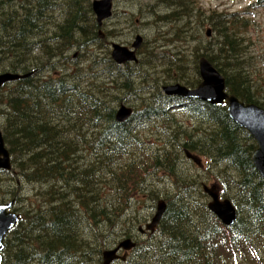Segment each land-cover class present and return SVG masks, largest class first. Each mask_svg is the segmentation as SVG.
Instances as JSON below:
<instances>
[{
  "label": "trees",
  "instance_id": "trees-1",
  "mask_svg": "<svg viewBox=\"0 0 264 264\" xmlns=\"http://www.w3.org/2000/svg\"><path fill=\"white\" fill-rule=\"evenodd\" d=\"M16 1L0 0L2 71L11 65L26 71L27 62L31 66L40 62L41 67L47 57L58 54L54 46H48L40 57L29 58L31 52L43 51L36 41L47 32V25L42 23L49 18L45 11L57 1ZM161 1L170 8L168 15L160 16L170 26L164 37L173 47L169 56L161 57L162 76L167 77L168 84L180 82L196 87L200 82L198 58L205 56L226 78L231 94L264 108V83L252 70L254 57L242 32L251 23L247 13L206 10L197 0ZM253 1L250 8L264 4V0ZM206 25L212 27V40L194 47L193 60L188 55L191 38L200 40ZM76 31L79 32V22L67 18L59 33L54 34L60 39L56 49L68 50L67 46L77 43ZM87 32L97 36L95 28ZM34 34L40 36L31 42ZM183 41L186 42L180 46ZM9 53L21 56V61L12 60ZM143 53L157 59L148 48ZM111 67L117 68L120 75L126 73L125 83L113 86L115 94L112 86L95 89L88 85V90L76 94L63 78L44 82L29 78L12 86L5 102L0 97L5 113L4 138L21 185H48L38 196L42 201L34 203L29 211L32 215L24 216L7 236L3 263L57 264L55 259L48 260L47 254L51 252L58 258L56 255L64 249L66 264H102L103 251L115 240L131 235L134 216L144 211L150 218L161 199L166 201L167 209L156 233L138 242L127 260L119 264H230L239 252L252 251L250 246L264 239V178L252 160L257 148L254 139L231 121L225 107L197 100L187 103V115L208 126L195 128L191 135L170 132L177 120L167 113L165 104L170 98L160 86L144 97L146 106L142 111L126 123H119L112 104L117 99L128 100L127 94L118 95L121 91H134V68H119L112 60ZM50 85L53 89L46 90ZM147 123H160L169 136L155 154L147 153L135 134L137 127ZM185 151L238 173L237 180L225 169L218 168L215 174L223 189L222 197L231 199L238 212V221L231 228L224 227L209 210L201 179L188 178L180 172L178 164ZM11 173L1 180L2 199L15 190V174ZM168 184L174 191L162 194L160 187ZM139 205L144 210L140 211ZM252 254L256 256L257 252ZM239 261L238 258L236 264Z\"/></svg>",
  "mask_w": 264,
  "mask_h": 264
},
{
  "label": "rangeland",
  "instance_id": "rangeland-1",
  "mask_svg": "<svg viewBox=\"0 0 264 264\" xmlns=\"http://www.w3.org/2000/svg\"><path fill=\"white\" fill-rule=\"evenodd\" d=\"M148 3H153V1L152 0H118L117 1L118 8L116 11L118 13L121 11H127L128 14L133 12L137 15V17H133L131 18V20L129 18L130 16L127 17L123 21L125 25V26L123 25L124 29H123V26H118V28H121L120 32H124L125 30L128 29V31L125 33V36L122 38H116V39H114L113 37L111 41L118 42L120 43V45L130 48L131 47L130 44L134 42L135 36L137 33L142 34L144 37H148L149 46L147 45L146 50L148 48L150 52L151 51H153V53L155 52L154 53L155 56L157 54L156 72L160 73L162 71L161 64L163 62L161 57L164 55H170V51L173 49V47L169 46L167 39L164 37L165 31L160 28L162 25L165 24L163 21L158 20V18L157 20L152 19L151 15H147L146 18L140 17L141 13H145V6ZM197 3L199 6H202L206 10L213 9V10L224 12V13H235V12L249 13L251 12V14H249L251 23H249L247 29L243 30L242 32L244 36L247 38V40L250 41V42L248 41V44H250L249 51L251 55L254 57L252 70L255 72L256 78L258 80H261L264 83V6L250 8V5L253 4L252 0H197ZM21 5H24V4L21 3ZM162 6L165 10L167 9L165 2H164V5L162 4ZM154 14H156L157 17L159 16L157 13H154ZM206 27L211 28L210 26H206ZM206 27H203L204 28L202 32L203 37L205 36ZM199 34H200V31H199ZM122 39H124V41H122ZM165 40L167 42L163 43V41ZM202 41L203 39H200L196 42H191V47L188 49L190 50L188 51V54H192L194 51V47L202 44L203 43ZM41 47L43 48V51H44V48L48 47L45 41H43ZM185 48H188V46L185 45ZM148 56L149 54L146 53L140 56V58L141 57L144 58ZM90 58H92L91 55H89V57L87 56V59H83L82 61V65L87 70V72L90 74L89 76L90 78H92V75H97V76L102 75L100 79L109 82V81H114L120 76L119 70L117 68L112 69L111 65L108 64L109 63L108 61H104L101 58L98 62L95 63L97 66V68H95V67H92L93 62H91ZM44 61L45 62H42L43 64L40 67L41 69L49 65L48 63L49 57H47ZM132 68L135 69L134 71V80L136 81L135 86H134L135 96L137 98V102L141 105V108H143L146 106L144 97L148 96L149 92L153 91L155 87L160 86V89H161V86L167 84L168 83L167 77L152 76L148 73V71L143 72L139 70L135 65H133ZM48 70L50 69L48 68ZM51 70L54 76H56L55 74L61 73L62 67L59 66V64H55V68L53 69L51 68ZM91 80H94V82H96V79H91ZM155 84H159V85H155ZM121 104L116 103L117 107H119ZM124 104L132 108L135 105L134 103H124ZM178 114H179V117H178L179 123L176 125L174 129L170 131L172 133L177 132L183 135L184 132H188V133L190 132V134H192L195 128L205 129L207 127L205 125L203 126V124L200 121L193 120L185 113H178ZM0 122H1V119H0ZM178 129H180V131L182 132L177 131ZM138 135L141 139L146 140V142L142 144V147H144L147 150V153H151L152 151L157 150V148L155 147L156 145L160 144L161 146H164L166 140H168L167 139L168 135L166 134L165 129L160 128V123L158 125H151V126L150 125L148 126V123H147L144 126L143 130H141ZM148 150H150V152ZM204 164H205V168L203 169L199 167L196 168V165L188 161L185 162V165L183 163H180L178 165L180 167L179 170L180 172H182V175L188 178H192V177L196 178L198 174L201 177H197V178H200L201 181H203V178L206 175L210 174L211 171L215 170V168H212L211 163L208 164L205 159H204ZM1 176L3 178L8 177L5 174H1ZM209 183H219V182L214 180V178H211ZM37 185H39L41 189H46L48 186V185L24 183L22 186V189L19 190L21 191L20 196L22 198H25V201H26V202L24 201L23 203L17 205V207L20 208V210H22L23 216H31L32 212L29 213V211L33 208L34 203L37 205L41 202L40 201L41 197H38V196L42 195L43 193L41 192L36 193L35 187ZM218 185L220 186V184ZM160 190H162V194L171 193L174 191L173 186L171 184H168L166 186L162 185L160 187ZM15 191H17V189ZM0 192H4V191L0 189ZM9 197H10V193H7L4 199H7ZM1 199H2V196H0V200ZM147 204H151V202H147ZM138 209L144 210V208L141 205L138 206ZM141 214L146 215L144 211H142ZM254 244L255 245L250 246L252 248V251L245 249L243 250V252H239L238 258L240 260L239 261L240 264H264V239L262 241H257ZM253 252H257V255L254 256L252 254ZM258 254H260L261 258L258 257ZM238 258H235V260L233 262L231 261L230 264H236L238 262Z\"/></svg>",
  "mask_w": 264,
  "mask_h": 264
},
{
  "label": "water",
  "instance_id": "water-1",
  "mask_svg": "<svg viewBox=\"0 0 264 264\" xmlns=\"http://www.w3.org/2000/svg\"><path fill=\"white\" fill-rule=\"evenodd\" d=\"M113 0H96L93 2V9L97 15L99 23L103 19L109 18L112 13ZM211 33L208 32V36ZM143 43V38L138 36L133 44L135 50L139 49ZM114 50L112 56L118 64H123L129 61H136L135 51H130L126 47L113 45ZM200 74L203 82L194 90H189L179 84L165 86L163 91L168 96H182L195 98L206 101L212 105H222L225 101L229 106V113L233 121L241 127L247 129L258 143V148L253 154V162L259 173L264 177V109L256 105H244L235 97H229L225 92V82L223 77L216 71L213 65L205 58L200 60ZM10 76V77H9ZM16 76L3 75L0 76V87L2 83L8 80H14ZM8 78V79H7ZM131 114V110L122 107L117 114L119 122L126 121ZM188 157L191 155L188 153ZM197 163L196 159H194ZM0 168L10 170L11 160L8 151L5 149L4 141L0 134ZM205 191L212 198L208 204L209 209L227 226H231L237 220V212L229 200L221 201L216 189L205 188ZM14 203L0 206V253L3 249V241L8 232L18 222V216L9 213L13 208ZM167 206L164 201L159 202L157 212L151 223L147 225V230L154 232L159 225L161 219L166 212ZM135 244L131 239L122 241L116 248L105 250L103 252V264H113L117 260H125V256H119L118 252L122 249L125 251L134 248ZM3 263V257L0 254V264Z\"/></svg>",
  "mask_w": 264,
  "mask_h": 264
},
{
  "label": "flooded vegetation",
  "instance_id": "flooded-vegetation-1",
  "mask_svg": "<svg viewBox=\"0 0 264 264\" xmlns=\"http://www.w3.org/2000/svg\"><path fill=\"white\" fill-rule=\"evenodd\" d=\"M58 3H59V6L60 7H63V10L65 12H67L69 15H71L73 17V19H76L78 22H79V32L76 31V33H79V37H78V44H77V47L76 50L74 51L73 53V62L76 64V66L74 67V70L75 71H79V67L80 68H84V66L82 65V61L83 59H86L87 57L86 56H89L91 55L92 58L91 61L93 62V65L92 67H95L97 68L96 66V62H98L101 58L102 60L104 61H108L109 64L111 65V60L110 58H108L110 56V47H112L114 44L118 43V42H115V41H111L112 38L114 37V39L116 38H122L125 36V33L128 31L125 30L124 32H120L119 30H116L115 26L116 24H120V25H124L123 21L128 17L130 16V20L131 18H133L131 16V13H127V11H121V12H117V1L118 0H114L113 1V10H112V13H111V16L107 19H104L101 23H99L98 21V18L93 10V7L91 6H88L90 3V0H75V1H72V0H56ZM60 1V2H59ZM69 1V2H68ZM83 4H82V3ZM65 3V4H64ZM75 4V5H74ZM85 5V6H83ZM70 7V8H69ZM76 8V9H75ZM84 8V9H83ZM89 8V9H88ZM67 10V11H66ZM85 10V11H84ZM77 12V13H75ZM72 13V14H71ZM74 14V15H73ZM77 14V15H76ZM113 14V15H112ZM81 15V16H80ZM89 15H91L89 17ZM86 16V17H85ZM81 17V18H80ZM84 18V20H83ZM92 18V19H91ZM109 19V20H108ZM66 20V18H65ZM88 20V22H87ZM84 21V22H83ZM87 22V23H86ZM83 23V24H82ZM85 23V24H84ZM107 23V24H106ZM81 24V25H80ZM95 24V25H93ZM99 24V25H98ZM84 25V26H83ZM95 28V30H97V36L95 35H92L90 32H87V31H91L90 28ZM99 28V29H98ZM84 30V31H83ZM98 31H103L104 33V38L102 39L101 42H99V40L97 39L99 37L98 35ZM82 34H81V33ZM87 32V38L84 39L83 38V34H85ZM110 35V36H109ZM137 35V34H136ZM120 36V37H118ZM91 37V38H90ZM107 37V38H105ZM82 38V39H81ZM107 40V41H105ZM79 41H82L80 43L82 44H79ZM122 41H124V39H122ZM107 43V44H106ZM129 43V42H128ZM94 45V46H99L97 49L95 50H92V51H88L87 53H82V51H79V47L82 48L81 45ZM96 44V45H95ZM102 44V45H101ZM120 44V43H118ZM133 44V43H132ZM132 44L131 47H132ZM80 45V46H79ZM103 46V47H102ZM107 47V48H106ZM144 47V45L142 46ZM141 47V51L143 52L144 49ZM107 49V50H106ZM99 50V51H97ZM104 50V51H103ZM106 50V51H105ZM97 51V52H96ZM97 54H96V53ZM102 52V53H101ZM93 53V54H92ZM81 54V56H80ZM86 54V56H85ZM106 54V55H105ZM109 54V55H108ZM83 55V56H82ZM76 56V57H75ZM97 56V57H96ZM93 59V60H92ZM80 63V65H79ZM141 142V141H140ZM20 193L21 191H16V192H13L9 198L7 199H3L1 204H4L5 202L7 203H14V208L12 211H16V208H17V205L23 203L25 201V198H22L20 197ZM14 198V199H13ZM18 199V200H17ZM11 200V201H9ZM19 202V203H18ZM18 203V204H17ZM16 213V212H15ZM19 214V213H18ZM20 215V214H19ZM135 217V221H134V226L132 228V231H131V235L127 236V237H124L125 240L127 239H131L133 241V243L135 244L134 248L130 251H125L124 249L120 250L118 253H119V256H123V255H127V258L128 256L130 255V253L137 248L138 246V242H143V241H146L148 240V238L152 235H154L156 233V231L154 233H151L149 231H146V226L149 224V219L150 218H147L146 215H142L141 213L134 216ZM238 221V219H237ZM237 221L234 223V225L237 223ZM141 226V227H140ZM226 227V226H225ZM227 228V227H226ZM137 231H135V230ZM158 229V228H157ZM134 230V231H133ZM142 230V232H141ZM139 234H142V238L139 236ZM131 236V237H130ZM139 236V237H138ZM137 239H136V238ZM144 237V238H143ZM146 237V238H145ZM123 239V241H124ZM62 240V239H61ZM122 241V238L120 239H117L115 240V242H112L110 244V246L108 247L109 249H113L114 246L117 247V245ZM137 240V241H136ZM118 242V243H116ZM112 247V248H110ZM124 250V251H123ZM123 253V254H122ZM60 256V257H59ZM56 257L58 258H55L52 253H48L47 254V259L48 260H51V259H55V262L57 264H66V261H67V253L65 252V250L63 249L58 255H56ZM127 260V259H126ZM49 264H52V263H49Z\"/></svg>",
  "mask_w": 264,
  "mask_h": 264
},
{
  "label": "bare ground",
  "instance_id": "bare-ground-1",
  "mask_svg": "<svg viewBox=\"0 0 264 264\" xmlns=\"http://www.w3.org/2000/svg\"><path fill=\"white\" fill-rule=\"evenodd\" d=\"M18 1V0H17ZM16 1V2H17ZM21 1V0H20ZM24 1V0H23ZM34 1V0H33ZM32 1V2H33ZM65 1H67V0H65ZM91 1H93V0H91ZM25 2V1H24ZM36 3H37V1H35ZM60 2V1H59ZM69 2V1H68ZM14 3V2H13ZM28 3H29V1H28ZM82 3V2H81ZM90 3V2H89ZM34 4V3H33ZM65 4V3H64ZM83 4V3H82ZM14 5V4H13ZM27 5V4H26ZM75 5V4H74ZM61 6V5H60ZM83 6H85V5H83ZM88 6H90V4L88 5ZM19 7H20V5H19ZM31 7V6H30ZM61 8H63V7H61ZM70 8V7H69ZM168 8V7H167ZM34 9V8H33ZM36 9V8H35ZM76 9V8H75ZM84 9V8H83ZM89 9V8H88ZM67 11V10H66ZM85 11V10H84ZM75 13H77V12H75ZM72 14V13H71ZM74 15V14H73ZM77 15V14H76ZM113 15V14H112ZM18 16V15H17ZM16 16V17H17ZM81 16V15H80ZM91 15H89V17H90ZM12 17V16H11ZM24 17V16H23ZM86 17V16H85ZM92 17V16H91ZM165 17V16H164ZM22 18V17H21ZM81 18V17H80ZM151 18L152 19H156L157 20V18H158V20H160V21H162L161 20V17L160 16H156V14H154V13H152L151 14ZM92 19V18H91ZM83 20H84V18H83ZM109 20V19H108ZM9 21V20H8ZM18 21V20H17ZM85 21V20H84ZM83 21V22H84ZM164 21V20H163ZM87 22H88V20H87ZM86 22V23H87ZM16 24V23H15ZM20 24V23H19ZM83 24V23H82ZM85 24V23H84ZM107 24V23H106ZM81 25V24H80ZM93 25H95V24H93ZM99 25V24H98ZM193 25V24H192ZM84 26V25H83ZM92 29V28H91ZM99 29V28H98ZM184 30V29H183ZM48 31V30H47ZM84 31V30H83ZM81 33V32H80ZM83 33V32H82ZM81 33V34H82ZM93 33V32H92ZM95 34V33H94ZM76 35V34H75ZM83 35H85V34H83ZM80 36V35H79ZM110 36V35H109ZM52 38H53V40L55 39V35H54V33H47V34H45L43 37H41V38H38L37 39V41H36V43L39 45V46H42V43H43V41H45L46 42V44H47V46H54V41L52 40ZM91 38V37H90ZM105 38H107V37H105ZM51 39V40H50ZM82 39V38H81ZM98 39V38H97ZM108 39V38H107ZM87 40H88V38H87ZM99 40V39H98ZM105 41H107V40H105ZM80 42H82V41H80ZM108 42V41H107ZM80 44H82V43H80ZM107 44V43H106ZM96 45V44H95ZM102 45V44H101ZM80 46V45H79ZM97 46V45H96ZM149 46V45H148ZM103 47V46H102ZM78 48V47H77ZM107 48V47H106ZM143 48V47H142ZM37 49V48H36ZM95 50V49H94ZM107 50V49H106ZM105 50V51H106ZM97 51H99V50H97ZM96 51V52H97ZM104 51V50H103ZM95 52V53H96ZM141 52V51H140ZM147 52V51H146ZM89 53V52H88ZM102 53V52H101ZM155 53V52H154ZM90 54V53H89ZM93 54V53H92ZM97 54V53H96ZM162 54V53H161ZM171 54V53H170ZM175 54V53H174ZM106 55V54H105ZM109 55V54H108ZM80 56H81V54H80ZM83 56V55H82ZM85 56H86V54H85ZM156 56H157V54H156ZM169 56V55H168ZM87 57V56H86ZM89 57V56H88ZM97 57V56H96ZM174 57V56H173ZM108 58H110V57H108ZM142 58V57H141ZM51 59V60H50ZM87 59V58H86ZM159 59H160V57H159ZM162 59V58H161ZM49 65L47 66V67H45V68H40V70H45V69H47V68H49L51 65H53V64H57V63H59V61H60V56H59V54H57V55H55V56H52L51 58H49ZM91 60V59H90ZM93 60V59H92ZM167 60V59H166ZM173 60V59H172ZM162 61V60H161ZM197 61V60H196ZM92 62V61H91ZM177 62V61H176ZM31 63V62H30ZM163 63V62H162ZM179 63V62H178ZM109 64V63H108ZM194 64V63H193ZM107 65V64H106ZM163 65V64H162ZM166 65V64H165ZM31 66V65H30ZM60 66V65H59ZM58 67V66H57ZM163 68V67H162ZM59 69H60V67H59ZM57 70V69H56ZM95 70H97V69H95ZM162 70V69H161ZM176 70V69H175ZM115 73V72H114ZM118 73V72H117ZM136 76V75H135ZM111 79V78H110ZM57 80V79H56ZM107 80V79H106ZM34 81V80H33ZM122 81V80H121ZM41 86V85H40ZM53 89V86L52 85H50V86H47L46 87V90L47 89ZM114 88V87H113ZM117 88V87H116ZM116 90V89H115ZM119 90V89H118ZM142 92V91H141ZM111 93V92H110ZM152 93V92H151ZM119 94V93H118ZM121 97V96H120ZM123 97V96H122ZM165 98V97H164ZM124 100V99H123ZM250 104H255V103H250ZM130 105V104H129ZM165 112V111H164ZM167 112V111H166ZM188 113V112H187ZM192 115V114H191ZM19 117V116H18ZM156 117V116H155ZM167 117H169V116H167ZM191 117V116H190ZM16 118V117H15ZM14 118V119H15ZM104 118V117H103ZM166 118V117H165ZM171 118V117H170ZM188 118V117H187ZM200 118H202V117H200ZM148 120V119H147ZM153 120V119H152ZM155 120V119H154ZM162 120H163V118H162ZM201 120V119H200ZM15 121V120H14ZM117 121V120H116ZM149 121H151V120H149ZM159 121V120H158ZM174 121V120H173ZM154 122V121H153ZM166 123V122H165ZM55 124V123H54ZM144 125V124H143ZM166 125V124H165ZM204 126V125H203ZM205 126H206V124H205ZM208 126V125H207ZM141 127V126H140ZM162 129V128H161ZM94 131V130H93ZM95 131H98V130H96L95 129ZM186 131H188V130H186ZM194 132V131H193ZM83 133V132H82ZM90 133H91V131H90ZM167 133V132H166ZM170 133V132H169ZM174 133V132H173ZM190 133V132H189ZM94 135V134H93ZM95 135H96V133H95ZM191 135V134H190ZM86 136V135H85ZM171 136V135H170ZM173 136H175V135H173ZM181 136V135H180ZM137 137V136H136ZM169 137V136H168ZM100 140V139H99ZM134 140V139H133ZM137 140V139H136ZM141 140V139H140ZM109 142V141H108ZM134 143V142H133ZM135 146H137V145H135ZM142 146V145H141ZM86 147V146H85ZM88 149V148H87ZM85 150V149H84ZM131 150V149H130ZM137 150V149H136ZM122 152V151H121ZM191 152V151H190ZM141 154V153H140ZM118 157V156H117ZM162 157V156H161ZM105 158V157H104ZM130 161V160H129ZM90 162V161H89ZM120 163V162H119ZM110 165V164H109ZM108 165V166H109ZM127 166V165H126ZM196 168H197V166H196ZM14 171V170H13ZM98 171V170H97ZM11 175H12V173H11ZM18 175V174H17ZM181 175V174H180ZM104 176V175H103ZM13 177V176H12ZM70 178H71V176H70ZM193 181V180H192ZM161 185V184H160ZM200 187V186H199ZM49 188H51V187H49ZM157 188V187H156ZM151 189V188H150ZM15 191V190H14ZM46 194V193H45ZM171 194V193H170ZM38 195V194H37ZM46 196H47V194H46ZM49 196V195H48ZM21 197V196H20ZM52 197V196H51ZM51 197H49V199L51 200L52 198ZM55 197V196H54ZM37 198V197H36ZM14 199V198H13ZM33 199V198H32ZM18 200V199H17ZM53 200H55V199H53ZM109 200V199H108ZM9 201H11V200H9ZM42 201V200H41ZM26 202V201H25ZM19 203V202H18ZM17 203V204H18ZM45 205V204H44ZM38 208V207H37ZM82 226V225H81ZM141 227V226H140ZM131 228V227H130ZM115 230V229H114ZM135 230V229H134ZM133 230V231H134ZM84 233V232H83ZM132 234V233H131ZM109 235V234H108ZM142 235V234H141ZM111 237H113V236H111ZM124 237V236H123ZM131 237V236H130ZM139 237V236H138ZM136 238V237H135ZM144 238V237H143ZM146 238V237H145ZM137 239V238H136ZM6 240V239H5ZM121 241V240H120ZM123 241V240H122ZM137 241V240H136ZM6 242V241H5ZM116 243H118V242H116ZM116 246H114L113 248H115ZM136 247V246H135ZM110 248H112V247H110ZM124 251V250H123ZM121 252V251H120ZM119 254V253H118ZM123 254V253H122ZM95 255V254H94ZM4 264V263H3Z\"/></svg>",
  "mask_w": 264,
  "mask_h": 264
}]
</instances>
